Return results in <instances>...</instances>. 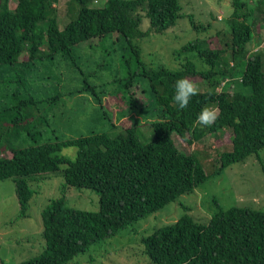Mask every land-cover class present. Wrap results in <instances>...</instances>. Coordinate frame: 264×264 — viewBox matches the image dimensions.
<instances>
[{"label":"trees","instance_id":"trees-1","mask_svg":"<svg viewBox=\"0 0 264 264\" xmlns=\"http://www.w3.org/2000/svg\"><path fill=\"white\" fill-rule=\"evenodd\" d=\"M15 1L11 7L10 0H0V75L19 70L18 78L27 81L32 71L31 81H42L37 62L75 64L77 48L95 40L130 46L136 62L135 73L121 83L127 100L118 119V126L128 121L132 125L114 137L91 130L77 138L12 148V140L26 141L28 136L35 143L40 139L38 127L46 117L17 110L38 102L31 95L28 100L18 98L20 86L11 93L3 87L10 102L4 104L11 105L3 111L17 110V116L9 113L11 123L4 124L6 118L0 112V181L12 180L19 216L26 217L33 195L28 181L46 174L62 177V194L66 188H75L98 195L97 211L69 208L63 196L50 201L41 212L43 252L23 264H66L203 184L207 175L202 162L193 153L179 151L174 136L192 144L206 135L228 131L231 146L216 150V174L264 149V53L249 48L255 28L261 23L260 30H264L259 0H232L227 19L229 43L213 49L207 40L188 42L180 53L193 55L198 64L186 59L175 70L142 62L137 43L176 24L181 17L178 0H68L70 20L62 29L56 10L60 0ZM73 4L79 7L76 12ZM144 19L148 21L145 30L141 28ZM181 78L207 87L183 110L173 100L175 82ZM20 80L16 83L24 85ZM138 82L148 86L143 91L152 102L143 114L131 91ZM56 96L47 100L53 105L63 95ZM206 106L219 109L217 121L209 127L196 124ZM144 115L151 119L153 132L148 143L141 142L138 126L134 127ZM92 125L118 127L102 112ZM63 148L76 149L75 157L61 155ZM4 151H10L11 157L2 155ZM140 243L149 264H264V210L219 209L206 225L183 216L142 237Z\"/></svg>","mask_w":264,"mask_h":264},{"label":"rangeland","instance_id":"rangeland-1","mask_svg":"<svg viewBox=\"0 0 264 264\" xmlns=\"http://www.w3.org/2000/svg\"><path fill=\"white\" fill-rule=\"evenodd\" d=\"M247 1L255 3L258 0ZM259 1L264 12V0ZM178 3L181 7L179 12L181 17L173 27L162 34L153 33L138 41L139 58L142 62L152 66L164 65L175 70L186 59L198 64L193 55L180 53V48L188 42L207 40L213 49L223 48L226 42L229 43L227 19L232 11V0H178ZM10 4L14 7L16 1L10 0ZM73 5L76 12L79 7ZM56 10L59 28L62 29L70 20L68 0H60ZM261 25L263 24L260 23L255 28L249 48L264 53V30H260L263 28ZM147 27L148 21L144 19L141 28L145 30ZM130 49L128 45L124 47L120 42L112 40L85 43L76 50L78 59L75 64H70L66 60H62L58 65L37 62V74L42 81L32 82V71H29L27 81L18 78L19 70L1 72L0 112H3L6 118L4 124L11 123L7 116L9 113L17 116L14 114L17 110L35 112L37 116L46 117L38 127L40 139L34 143L26 136L28 141H21V138L17 140H20L19 142L12 140L11 147L21 148L77 138L91 130L114 137L122 128L132 125V122L128 121L118 126L120 108L125 106L124 102L127 100L123 99L121 83L136 71L135 56L131 54ZM126 62L130 64L127 65ZM17 79L24 85L17 84ZM10 80L13 83H10ZM195 85L198 91L207 88L200 82ZM18 86L21 87L22 94L18 98L28 100L27 97L31 95L38 103L28 108L17 107V110L5 113L3 110L11 105L4 104L10 102L6 100L3 89L7 87L6 90L11 93ZM146 87L148 86L138 82L131 88L137 101L136 107L142 114L152 106L151 96L143 91ZM232 89L231 86L228 91L232 92ZM58 93L63 96L52 105L47 98L54 100ZM98 101L103 106L102 111ZM101 112L110 116L118 127L108 129L107 126L92 125L97 123V117ZM150 120L145 116L134 125L138 126L137 133L142 143L150 142L153 137ZM173 140L179 151L184 154L193 153L200 159L207 175L206 181L192 193L178 197L146 219L117 231L84 253L77 254L66 264H149L142 254L141 238L156 229L174 224L183 216L206 225L219 209L236 207L264 210V149L258 156H250L244 162L232 164L220 174H216L215 171L218 169L216 150H229L231 146L228 131L216 136L206 135L192 144L186 143L178 136H174ZM75 154L74 148L61 150V155L71 159ZM2 155L11 157V152L4 151ZM63 183L62 177L52 174L39 177V180L28 181L33 195L28 202L26 217H21L12 180L0 181V258L4 264H23L43 252L41 212L50 201L63 196L69 208L82 211L98 210V195L95 192L66 188L62 194Z\"/></svg>","mask_w":264,"mask_h":264},{"label":"clouds","instance_id":"clouds-1","mask_svg":"<svg viewBox=\"0 0 264 264\" xmlns=\"http://www.w3.org/2000/svg\"><path fill=\"white\" fill-rule=\"evenodd\" d=\"M174 102L181 110L187 108L192 97L196 96L198 89L196 85L187 78L178 79L174 85ZM219 117V109L216 107H204L197 116L196 124L209 127L213 125Z\"/></svg>","mask_w":264,"mask_h":264},{"label":"water","instance_id":"water-1","mask_svg":"<svg viewBox=\"0 0 264 264\" xmlns=\"http://www.w3.org/2000/svg\"><path fill=\"white\" fill-rule=\"evenodd\" d=\"M0 264H3V262H2V260H1V258H0Z\"/></svg>","mask_w":264,"mask_h":264}]
</instances>
